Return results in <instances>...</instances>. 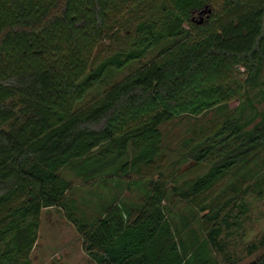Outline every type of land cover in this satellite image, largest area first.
<instances>
[{"label":"trees","instance_id":"obj_1","mask_svg":"<svg viewBox=\"0 0 264 264\" xmlns=\"http://www.w3.org/2000/svg\"><path fill=\"white\" fill-rule=\"evenodd\" d=\"M212 3L0 0V264H33L42 211L66 206L71 177L140 191L137 203L116 194L93 220L74 219L96 264H228L215 254L222 235L247 216L248 194L264 196V0H226L208 23L193 19ZM129 23L125 45L98 58ZM210 114L167 175L165 127ZM188 160L209 166L180 183ZM172 194L201 214L195 227L169 217Z\"/></svg>","mask_w":264,"mask_h":264},{"label":"rangeland","instance_id":"obj_2","mask_svg":"<svg viewBox=\"0 0 264 264\" xmlns=\"http://www.w3.org/2000/svg\"><path fill=\"white\" fill-rule=\"evenodd\" d=\"M225 1L213 0V5L210 7L212 11L202 16V24L208 23L216 16L223 14L228 9L224 6ZM202 17L199 14L195 15L196 21H200ZM130 24L132 23L122 26L118 38L105 40L97 50L98 58H102L112 50L117 49V47L125 45L123 37ZM190 29L193 30L194 34L199 32V29H194L193 27H190ZM150 58L151 55L133 63L124 71L116 74L112 82L121 81L129 73L140 68ZM242 71L244 70L241 69ZM239 103V99H233L230 102V107L235 108ZM261 109H264V105L261 106ZM216 120L210 114L208 117L176 119L173 123L167 125L165 127V156L159 163L161 169L168 175L174 165L180 166L177 165V162H179L182 152L187 149L185 143L190 141L193 136L200 134L201 129L212 127ZM208 166L209 162L207 161L201 164H196L191 160L183 162L181 167H179L180 176L177 179L180 183L193 180L204 173ZM71 180L73 188L65 200L64 205L66 206L45 208L42 211L37 246L32 254L33 264H94L86 256H83V238L77 229L74 219L83 217L85 221L93 220L98 216L100 207L116 194L132 203H137L141 196L137 188L129 190L125 187L126 189L122 191V188L116 187L118 182L121 183V186H125L122 178L106 177L89 183H84L74 177H71ZM171 187H173V184H171ZM220 188L216 189L212 194L195 197L196 202L193 203L210 202ZM246 202L250 207L247 216L239 227H233L234 233L232 235H227L226 233L222 235L220 247L218 246V249L215 250L217 258L223 263L252 264L256 259L264 255V246L257 250L252 247L253 244L259 243L264 238V196L258 197L256 194L250 193L246 197ZM73 203L78 210L74 211L73 217H70L67 213V208ZM190 203L173 194L167 201L169 217L176 225L181 226L183 219L187 218L190 226H196L201 214L196 208H194L195 211L189 208L190 206L188 205ZM66 255L71 256V258H65ZM59 256H62V260H58Z\"/></svg>","mask_w":264,"mask_h":264},{"label":"water","instance_id":"obj_3","mask_svg":"<svg viewBox=\"0 0 264 264\" xmlns=\"http://www.w3.org/2000/svg\"><path fill=\"white\" fill-rule=\"evenodd\" d=\"M211 6L210 5H206L202 10L199 11V15H201V17L206 14V13H211ZM195 20V17L193 18ZM199 24H202L203 23V17L201 18L200 21H197Z\"/></svg>","mask_w":264,"mask_h":264},{"label":"crops","instance_id":"obj_4","mask_svg":"<svg viewBox=\"0 0 264 264\" xmlns=\"http://www.w3.org/2000/svg\"><path fill=\"white\" fill-rule=\"evenodd\" d=\"M36 246H37V243L35 244V246H34V248H33V251H32V253H31V258H32V254H33V252H34V250H35V248H36ZM65 250V249H64ZM66 251V250H65ZM82 253H83V256H86L87 258H88V260H90V262H92V263H94V264H96L85 252H84V250H83V247H82ZM65 258H68V259H70L71 258V256H69V255H66L65 256ZM33 260V259H32ZM58 260H62V256H59L58 257ZM54 262H57V261H54Z\"/></svg>","mask_w":264,"mask_h":264}]
</instances>
